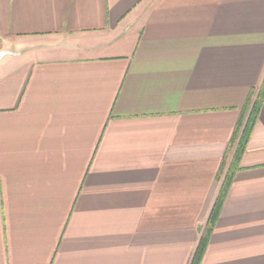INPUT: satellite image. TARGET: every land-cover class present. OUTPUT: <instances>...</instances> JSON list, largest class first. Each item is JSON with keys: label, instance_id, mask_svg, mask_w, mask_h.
<instances>
[{"label": "crops", "instance_id": "1", "mask_svg": "<svg viewBox=\"0 0 264 264\" xmlns=\"http://www.w3.org/2000/svg\"><path fill=\"white\" fill-rule=\"evenodd\" d=\"M4 49L0 264H191L264 0H0ZM199 264H264V102Z\"/></svg>", "mask_w": 264, "mask_h": 264}, {"label": "trees", "instance_id": "2", "mask_svg": "<svg viewBox=\"0 0 264 264\" xmlns=\"http://www.w3.org/2000/svg\"><path fill=\"white\" fill-rule=\"evenodd\" d=\"M264 102V78L260 86L253 90L247 103L245 105L244 114L240 119V122L235 133V137L231 142L227 156L231 155L229 163L226 161L223 164L219 179L221 180V188L216 198L215 204L211 211V214L207 220V226L204 233L201 236L199 245L193 256L191 264H199L201 257L206 249L208 241V233L210 228L214 224L216 217L219 214L221 204L226 195L227 189L230 186L236 172L240 169V162L243 157L244 151L247 147L249 137L257 122L259 113Z\"/></svg>", "mask_w": 264, "mask_h": 264}, {"label": "water", "instance_id": "3", "mask_svg": "<svg viewBox=\"0 0 264 264\" xmlns=\"http://www.w3.org/2000/svg\"><path fill=\"white\" fill-rule=\"evenodd\" d=\"M3 55H5V53H0V59L3 57Z\"/></svg>", "mask_w": 264, "mask_h": 264}, {"label": "rangeland", "instance_id": "4", "mask_svg": "<svg viewBox=\"0 0 264 264\" xmlns=\"http://www.w3.org/2000/svg\"><path fill=\"white\" fill-rule=\"evenodd\" d=\"M4 51H6V49L2 50L1 52H4ZM9 52H13V51H9Z\"/></svg>", "mask_w": 264, "mask_h": 264}]
</instances>
